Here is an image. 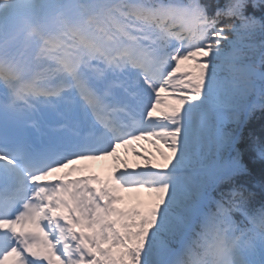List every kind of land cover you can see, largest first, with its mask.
Returning a JSON list of instances; mask_svg holds the SVG:
<instances>
[{"label": "snow or ice", "instance_id": "obj_1", "mask_svg": "<svg viewBox=\"0 0 264 264\" xmlns=\"http://www.w3.org/2000/svg\"><path fill=\"white\" fill-rule=\"evenodd\" d=\"M126 8L131 47L78 85L79 110L59 107L57 91L43 118L15 85L0 91V261L264 264V202L250 185L264 140L243 133L264 112V0ZM257 84L259 100L242 103ZM128 147L142 163L120 155ZM109 159L105 177L84 175L81 162Z\"/></svg>", "mask_w": 264, "mask_h": 264}, {"label": "trees", "instance_id": "obj_2", "mask_svg": "<svg viewBox=\"0 0 264 264\" xmlns=\"http://www.w3.org/2000/svg\"><path fill=\"white\" fill-rule=\"evenodd\" d=\"M259 14L260 13H257V15ZM243 133L247 143H251L253 138L264 140V112H260L259 109H257L244 125ZM251 164L250 185L254 193L252 203L258 205L259 201L262 202L261 200L264 199V187H262V185H264V162L252 160Z\"/></svg>", "mask_w": 264, "mask_h": 264}, {"label": "rangeland", "instance_id": "obj_3", "mask_svg": "<svg viewBox=\"0 0 264 264\" xmlns=\"http://www.w3.org/2000/svg\"><path fill=\"white\" fill-rule=\"evenodd\" d=\"M45 1H48V0H41V2H45ZM30 7L33 8V5L31 4ZM43 7H44L45 14L44 15L36 14L35 16H37L38 19L45 20L48 16H52L53 15V11H52V9L47 4H44ZM61 12H63V10H58V12L56 13V21L62 27V29L59 32H61V33H67L66 30H65V26H66L67 22H65L64 19L62 20L60 18V13ZM23 13L26 14V15H29L31 17L30 19H32V18L34 19L32 9L26 7V9H25V11ZM15 14H16V11H14L13 8H12V13L10 14V17L15 16ZM9 33L12 36L11 43H13L14 39L17 38L16 37L17 36V32H14L12 30H9ZM247 100H249V101H247ZM258 100H259V84H257V91H256V93L253 94V95H251L250 97L245 98L244 101H246V103H251V102H257ZM145 145H146V146H144L145 149H148L149 151H153L154 152V149H152L151 145H149L147 142H145ZM130 153L132 155V152H130ZM131 163H142V161H139L135 156L132 155ZM145 196H146V199L148 200L149 199L148 194L145 193Z\"/></svg>", "mask_w": 264, "mask_h": 264}, {"label": "bare ground", "instance_id": "obj_4", "mask_svg": "<svg viewBox=\"0 0 264 264\" xmlns=\"http://www.w3.org/2000/svg\"><path fill=\"white\" fill-rule=\"evenodd\" d=\"M65 83H66V82H65ZM103 164H104L103 168L106 169L107 172H108V167H107V166H108L110 163L106 165V163L104 162ZM11 259L16 261V258H15L14 256H12ZM15 264H17V261L15 262Z\"/></svg>", "mask_w": 264, "mask_h": 264}]
</instances>
